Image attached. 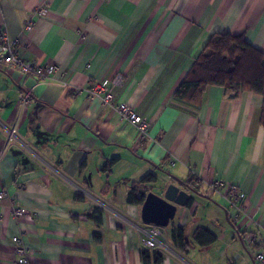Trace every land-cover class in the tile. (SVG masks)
I'll return each mask as SVG.
<instances>
[{"label":"crops","instance_id":"obj_1","mask_svg":"<svg viewBox=\"0 0 264 264\" xmlns=\"http://www.w3.org/2000/svg\"><path fill=\"white\" fill-rule=\"evenodd\" d=\"M42 6L48 13L37 15ZM0 27L19 56L57 67L43 80L0 63V264H16L14 235L31 264H143V250L149 264L153 250L161 264H256L254 251L264 253L262 97L228 98L208 86L195 111L172 96L217 34L238 35L264 53V0H0ZM115 74L123 82L109 87V103L89 96L91 84ZM117 103L139 115L146 132L123 119ZM146 174L156 179L150 191L173 183L190 196L160 227L162 249L147 247L127 223L147 226L142 205L125 201ZM215 181L222 185L213 188ZM230 186L238 189L236 210ZM13 205L28 215L15 218ZM176 228L185 249L171 237ZM198 228L215 241L198 245ZM243 232L255 236L254 250Z\"/></svg>","mask_w":264,"mask_h":264},{"label":"trees","instance_id":"obj_2","mask_svg":"<svg viewBox=\"0 0 264 264\" xmlns=\"http://www.w3.org/2000/svg\"><path fill=\"white\" fill-rule=\"evenodd\" d=\"M208 86L221 87L228 98H236L243 91L261 96L260 124L264 127V53L252 47L238 35L217 34L208 41L205 49L194 60L176 87L172 100L176 106L197 111ZM155 180V176L146 174L140 181L133 182L126 192V203L142 205L146 193L149 192ZM186 183L188 186L193 184L192 181H186ZM195 190L198 189L195 187ZM101 214L102 211L98 208L92 210L91 219L97 226L101 224ZM98 236L99 233L96 234V241H99ZM171 237L174 241L179 239L178 245L182 249L188 245L183 228L173 230ZM202 237L208 238L202 242ZM194 239L198 245L204 246L212 244L215 241V235L207 229L198 228L194 233ZM151 252L153 264H161L163 255L158 250ZM141 259L143 264H149V250L141 252Z\"/></svg>","mask_w":264,"mask_h":264},{"label":"built area","instance_id":"obj_3","mask_svg":"<svg viewBox=\"0 0 264 264\" xmlns=\"http://www.w3.org/2000/svg\"><path fill=\"white\" fill-rule=\"evenodd\" d=\"M47 11L45 9H41L39 11V15H46ZM32 26L31 21L28 24H25V28L27 30H30ZM0 63L17 68L23 73L27 74H33L40 77H48L50 74L54 73L57 70L56 65H37L34 62H31L29 60H26L19 56L17 51V43L15 40L8 37L6 32L0 30ZM122 82V76L119 74L117 75L113 81H101L96 82L91 85V88L89 90V96H99L101 94L105 95L104 102L109 103L112 100V95L109 92V87L119 86ZM26 100V98H24ZM24 99L22 100L24 103ZM117 112L120 114V116L123 119H128L131 123L135 125V127L141 132L144 133L147 130V124L146 122L137 115L133 110H131L126 104L124 103H117L115 106ZM23 211V210H21ZM21 211L18 213L21 214ZM16 215L17 212L15 211ZM146 246L149 248H152L154 245V242L151 240L146 241ZM16 250V254L20 257H17V264H27L28 262V256H27V250H25L24 247L19 246ZM259 261H264V256L259 255L258 256Z\"/></svg>","mask_w":264,"mask_h":264},{"label":"rangeland","instance_id":"obj_4","mask_svg":"<svg viewBox=\"0 0 264 264\" xmlns=\"http://www.w3.org/2000/svg\"><path fill=\"white\" fill-rule=\"evenodd\" d=\"M41 9H45L46 11H47V13H48V10H47V8L46 7H44V6H42V7H39V9H38V11H37V15H39V11L41 10ZM46 13V14H47ZM30 21H27L25 24H28ZM31 23H32V21H31ZM0 30H2V31H4V32H6V30L4 29V28H2V27H0ZM6 34H7V32H6ZM8 35V34H7ZM8 37H9V35H8ZM10 38V37H9ZM14 40V39H13ZM16 41V40H15ZM7 67H10V66H7ZM11 68H14V67H11ZM17 69V68H16ZM20 71V70H19ZM21 72V71H20ZM21 73H23V72H21ZM117 75H119V74H115L112 78H110V79H108L107 81H113L114 80V78L117 76ZM39 78H41V79H46V78H48V77H40L39 76ZM122 82H123V77H122ZM92 85V84H91ZM91 85L87 88V91H88V93H89V90H90V88H91ZM109 92H110V89H109ZM111 94V93H110ZM112 95V94H111ZM103 97H104V99H105V95L103 94ZM24 98H26V100L24 99ZM24 99V102H26L28 99H29V95L27 94V95H24L23 97H22V99H21V102H23L22 100ZM104 99H103V101H104ZM128 120V119H127ZM147 124V123H146ZM10 134H11V137H10V140H12V137H13V134H14V130L12 129L11 131H10ZM168 184H173V183H166V185H168ZM186 185V184H185ZM222 184H221V182H219V181H215L214 183H212L211 184V186L213 187V188H216L217 186H221ZM165 185H162L161 186V190L159 191L158 189H156V188H153L152 189V191L151 192H153V193H155V194H157L158 193V195H162V191H163V187H164ZM188 186V185H187ZM189 188H191V189H193L192 188V186H188ZM150 191V190H149ZM4 192L3 191H1L0 192V199L4 196ZM147 194V193H146ZM227 197H228V201H229V203H230V205H231V210H233V209H238V198H239V194H238V189L236 188V187H229L228 188V190H227ZM102 206L103 207H105V208H108V205L107 204H102ZM201 208H203V206L201 207ZM21 210H23V211H21ZM177 210V209H176ZM15 211L17 212V214H19L18 212L19 211H21V214H19V215H16L15 214ZM11 212H12V215L15 217V218H17V219H21V218H25L27 215H28V211L26 210V208H24V207H21V206H17V205H13L12 207H11ZM176 213V212H175ZM202 214H204V211L202 212ZM229 220L231 221V224H233L234 223V220H235V218H234V216L232 217H229ZM127 223H128V225H130L131 227H132V229H134L135 231H137L138 233H140L141 235H143V236H145V243H146V241H148V240H151L152 242H154V245H156L155 247L153 246L151 249H154V248H157V247H161V249H162V247L163 248H165L164 247V245H162V244H159V242H158V239H161V237H162V233H161V228L159 227V226H156V225H154V224H147V226H143V225H141V224H139V223H135V222H130V221H127ZM240 236H241V238L243 239V241L245 242V244H250V247H251V250H254V246L255 245H257L255 242V236L254 235H250L248 232H243V233H240ZM11 241H12V243H13V245H14V253L16 252V250H15V248L17 249L19 246H22V247H24L25 248V250H27V256H28V248L26 247V245H25V243H24V241H23V239L19 236V235H14V236H12L11 237ZM255 252V254L253 255V260L255 261V263L256 264H264V261L262 260L261 262L259 261V259H258V256L259 255H263L264 256V253L263 252H260L259 250H257V251H254ZM253 252V253H254ZM15 256H16V260H17V257L19 258L20 256L19 255H17L16 253H15ZM16 264H17V262H16ZM27 264H31L30 263V261H29V259H28V262H27Z\"/></svg>","mask_w":264,"mask_h":264},{"label":"water","instance_id":"obj_5","mask_svg":"<svg viewBox=\"0 0 264 264\" xmlns=\"http://www.w3.org/2000/svg\"><path fill=\"white\" fill-rule=\"evenodd\" d=\"M162 189V195L151 191L145 195L141 206L143 223L154 224L159 227L167 226L169 221L173 219L177 206H185L190 199L189 194L175 184L165 185Z\"/></svg>","mask_w":264,"mask_h":264}]
</instances>
